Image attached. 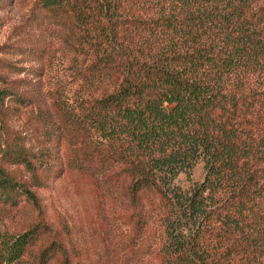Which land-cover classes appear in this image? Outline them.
Here are the masks:
<instances>
[{"label": "trees", "instance_id": "obj_1", "mask_svg": "<svg viewBox=\"0 0 264 264\" xmlns=\"http://www.w3.org/2000/svg\"><path fill=\"white\" fill-rule=\"evenodd\" d=\"M31 15L57 27L80 66L69 86L45 89L36 27L8 45L27 66L0 57L1 119L33 107L41 131L32 150L0 130V201L37 213L0 238V264H116L138 244L140 264H264V0H36ZM197 163L202 178L184 187ZM68 169L126 237L100 261L44 219L39 190Z\"/></svg>", "mask_w": 264, "mask_h": 264}, {"label": "rangeland", "instance_id": "obj_2", "mask_svg": "<svg viewBox=\"0 0 264 264\" xmlns=\"http://www.w3.org/2000/svg\"><path fill=\"white\" fill-rule=\"evenodd\" d=\"M36 0H0V47L6 45L8 52L0 51V57L15 65L27 66L29 62L26 55L16 54L9 44L19 45L25 41V36L19 31L28 28L31 34L38 33L33 27L42 31L41 38L48 47L49 58L46 62L41 81L47 88L69 86L68 81L76 80L79 74L80 59L77 58L70 47L62 39L49 20L40 16L33 17ZM22 25V26H21ZM20 27H22L20 29ZM12 78L26 76L23 74H9ZM73 80V81H74ZM12 105V104H11ZM15 107V104L12 106ZM32 108V109H31ZM36 109L33 107H20L19 110H11L7 117L1 119L0 130L4 135H18L25 139L30 149H36V133L33 129L34 120L31 116ZM7 168L15 176V179L28 181V173L22 167L7 164ZM203 176L202 163H197L187 178L180 174L178 181L188 186L191 181H198ZM30 182V181H29ZM79 173L68 169L58 180L39 190L41 204L46 214L45 220L51 225L52 231L61 229V221L67 226L68 235L64 236L67 243L77 245L81 253H85L91 259L99 258V261L107 254V246L114 251H120L126 237L118 230H109L104 216L112 219L114 210L102 207L93 194L92 188ZM121 206V204H120ZM111 211V213H110ZM36 209L26 200L19 201L16 205L6 204L0 201V238L24 229L33 222L37 215ZM109 233V235H108ZM48 236L47 239H50ZM64 240V241H65ZM147 244H138L136 250L127 256L114 258L116 264H140L148 255ZM102 257V258H101Z\"/></svg>", "mask_w": 264, "mask_h": 264}]
</instances>
